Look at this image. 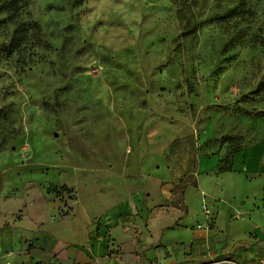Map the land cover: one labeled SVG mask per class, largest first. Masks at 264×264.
<instances>
[{
    "label": "rangeland",
    "instance_id": "1",
    "mask_svg": "<svg viewBox=\"0 0 264 264\" xmlns=\"http://www.w3.org/2000/svg\"><path fill=\"white\" fill-rule=\"evenodd\" d=\"M8 1L0 0V264H29L20 257L40 227L80 205L96 213L111 204L132 158L147 172L162 152L174 196L149 191L140 206L133 194L131 214L103 233L113 260L143 264L154 252L158 263L264 264V241L242 239L223 206L210 214L186 202L192 175L180 177L222 153L221 170H230L236 152L264 143V0H13L15 14Z\"/></svg>",
    "mask_w": 264,
    "mask_h": 264
},
{
    "label": "crops",
    "instance_id": "2",
    "mask_svg": "<svg viewBox=\"0 0 264 264\" xmlns=\"http://www.w3.org/2000/svg\"><path fill=\"white\" fill-rule=\"evenodd\" d=\"M142 152L140 149L139 158L143 157ZM155 156V160L160 161V167L147 172V167L143 168L136 158H132V167L126 175L124 188L121 193L116 192L111 204L103 203L102 206L105 207L100 206L96 213L80 205L73 218L58 224L46 223L40 227L33 236V251L26 258H20L29 264H117L103 234L104 231L105 234L110 232L112 223H115L113 217L131 214L137 205L134 193L142 196L138 198L140 206L148 205L152 196L149 191L156 192L158 197L166 201L174 196L171 174L162 164L166 155L162 152ZM224 156L225 153L216 157H200L197 167L190 173L183 168L180 177L187 172L192 175L193 181L184 191L186 202L195 201L198 206L209 208L210 214L223 206L226 215L238 217L236 225L244 229L242 239L251 233L264 241V226H257L259 221H264V143L259 142L236 152L231 168L227 171L221 170ZM139 181L146 186L136 189L134 183ZM240 190H247L248 194L240 198ZM155 255L154 252H147L142 263L152 264L155 260L150 259L155 258ZM221 259L233 260L230 257ZM216 260L220 258L206 260L193 257L185 264L210 263ZM162 264L176 262L167 261Z\"/></svg>",
    "mask_w": 264,
    "mask_h": 264
},
{
    "label": "built area",
    "instance_id": "3",
    "mask_svg": "<svg viewBox=\"0 0 264 264\" xmlns=\"http://www.w3.org/2000/svg\"><path fill=\"white\" fill-rule=\"evenodd\" d=\"M152 264H162V263L153 262ZM197 264H240V263L233 261L231 259H220L210 263L206 262V263H197Z\"/></svg>",
    "mask_w": 264,
    "mask_h": 264
},
{
    "label": "trees",
    "instance_id": "4",
    "mask_svg": "<svg viewBox=\"0 0 264 264\" xmlns=\"http://www.w3.org/2000/svg\"><path fill=\"white\" fill-rule=\"evenodd\" d=\"M4 7H7L8 6V12L9 13H12V14H15V10H14V7H15V5H14V1L13 0H11V1H8V3L6 2V4L5 5H3Z\"/></svg>",
    "mask_w": 264,
    "mask_h": 264
}]
</instances>
